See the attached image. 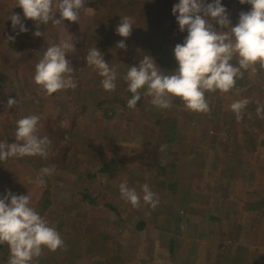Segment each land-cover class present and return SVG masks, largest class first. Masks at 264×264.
Instances as JSON below:
<instances>
[{
	"label": "rangeland",
	"instance_id": "rangeland-1",
	"mask_svg": "<svg viewBox=\"0 0 264 264\" xmlns=\"http://www.w3.org/2000/svg\"><path fill=\"white\" fill-rule=\"evenodd\" d=\"M117 1L131 4L86 0L91 9L81 12L80 24L65 20L67 32L63 25H40L45 35L36 37V22L24 17L17 0H0V141L15 143L16 121L28 115L40 117L38 135L52 141L46 159L0 162V198L29 193L65 242L55 252L44 249L34 264H264V118L256 112V101L264 104V70L245 72L239 93L210 95L208 114L187 110L178 98L161 110L144 95L130 109L122 79L128 67L149 54L164 72L175 71L174 47L186 37L172 13L175 0H134V8L114 9ZM221 3L232 26L251 10L239 0ZM11 14L29 31H14ZM122 16L134 21L126 39L116 33ZM70 35L78 86L47 96L34 82L35 65L49 45ZM121 40L126 50L116 47ZM92 47L119 73L113 93L86 63ZM9 98L16 107L7 108ZM243 98L250 103L237 121L230 105ZM44 167L55 171L39 186ZM125 181L141 197L148 184L158 206L141 200L133 208L120 196ZM4 245L0 264L10 256Z\"/></svg>",
	"mask_w": 264,
	"mask_h": 264
},
{
	"label": "clouds",
	"instance_id": "clouds-1",
	"mask_svg": "<svg viewBox=\"0 0 264 264\" xmlns=\"http://www.w3.org/2000/svg\"><path fill=\"white\" fill-rule=\"evenodd\" d=\"M240 4L251 5V10L239 13L235 26L222 5L221 0H179L172 8L180 32L187 31L183 43L174 47V57L178 68L173 72H164L149 54L144 55L139 66H129L122 79L127 84L131 98L127 101L130 109H135L142 95L150 97V103L158 109L169 110L173 99L178 98L184 107L194 113L208 114L210 95L227 94L233 90L239 93L237 81L243 79L245 72L255 75L264 70V0H239ZM86 0H17L26 19L36 22L34 36L41 37L40 25H63L64 21L80 24L81 12H88ZM93 10V9H92ZM59 12L60 18H56ZM178 13V15H177ZM9 19L15 31L28 32L18 14H11ZM213 22L219 28L213 27ZM134 21L122 16L116 33L128 38L131 36ZM224 29H227L226 31ZM61 38L59 43L49 45L35 65L34 82L38 91L47 96L74 90L78 85L74 79V68L68 58L69 52L76 51L73 37ZM15 37L9 36L8 40ZM126 50L124 40L116 45ZM102 78L103 90L113 93L117 88L119 73L105 62L103 53L96 47L88 50L85 57ZM250 100L243 98L230 105L237 121L244 118ZM257 103V116L264 118V104ZM16 99L7 100V108L16 107ZM38 115H28L16 121L15 143L0 141V162L12 158L39 156L46 159L52 141L47 136L38 135ZM163 151V146L161 147ZM54 167H44L35 183L45 186L44 176H51ZM29 182H32L29 179ZM120 196L133 208L145 206L155 209L159 204L158 196L148 184L142 185V197L127 182L119 185ZM7 244L10 251L8 264H34L42 256L44 249L55 252L65 248V242L55 227L39 214L34 207L31 195H16L8 192L0 198V245Z\"/></svg>",
	"mask_w": 264,
	"mask_h": 264
},
{
	"label": "trees",
	"instance_id": "trees-1",
	"mask_svg": "<svg viewBox=\"0 0 264 264\" xmlns=\"http://www.w3.org/2000/svg\"><path fill=\"white\" fill-rule=\"evenodd\" d=\"M175 1H176V2H179V0H175ZM135 3H136V2H134V0H131V4L128 5V6L134 8V7L137 6V5H136L137 3H136V4H135ZM117 6H119V7H117ZM128 6H127V5H122V4L120 3V1H117V3H116V7L113 6V8H114V9H115V8H116V9H121L122 7H123V8H127ZM176 35H178V31H176ZM186 36H187V31L185 30L184 33H183V37H186ZM131 95H132V94L129 92V93H128V96H127V100L131 98ZM139 104H140V101L137 102V105H136V106H139ZM105 169H109V165H108V164L105 165V166H103L101 170L104 171ZM47 202H48V203H47L48 205H51V204H52V202L49 201V200H48ZM1 246H2V250H1V251H3V250L5 249V247H6V245L3 244V245H1Z\"/></svg>",
	"mask_w": 264,
	"mask_h": 264
}]
</instances>
